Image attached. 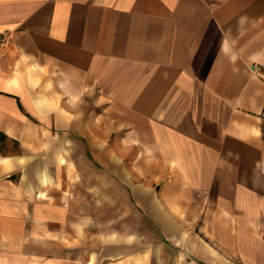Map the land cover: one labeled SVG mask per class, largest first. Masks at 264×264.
I'll list each match as a JSON object with an SVG mask.
<instances>
[{"label":"crops","instance_id":"crops-1","mask_svg":"<svg viewBox=\"0 0 264 264\" xmlns=\"http://www.w3.org/2000/svg\"><path fill=\"white\" fill-rule=\"evenodd\" d=\"M0 264H264V0H0Z\"/></svg>","mask_w":264,"mask_h":264},{"label":"rangeland","instance_id":"rangeland-1","mask_svg":"<svg viewBox=\"0 0 264 264\" xmlns=\"http://www.w3.org/2000/svg\"><path fill=\"white\" fill-rule=\"evenodd\" d=\"M88 119H90V118H88Z\"/></svg>","mask_w":264,"mask_h":264}]
</instances>
